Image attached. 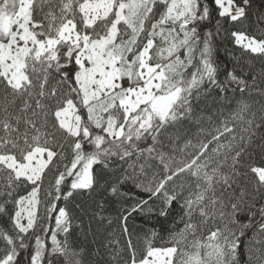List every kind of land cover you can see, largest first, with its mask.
<instances>
[{
  "label": "snow or ice",
  "instance_id": "1",
  "mask_svg": "<svg viewBox=\"0 0 264 264\" xmlns=\"http://www.w3.org/2000/svg\"><path fill=\"white\" fill-rule=\"evenodd\" d=\"M254 4L0 0V264H264Z\"/></svg>",
  "mask_w": 264,
  "mask_h": 264
},
{
  "label": "trees",
  "instance_id": "2",
  "mask_svg": "<svg viewBox=\"0 0 264 264\" xmlns=\"http://www.w3.org/2000/svg\"><path fill=\"white\" fill-rule=\"evenodd\" d=\"M258 4H259V0H256V4H254V8L257 7ZM253 55H255V54H253ZM220 56H221V58H224V54L223 53H220ZM255 64H256L257 70H259L260 63H259L258 59L255 61ZM261 160H262L261 156L255 155L253 157L251 163H252V165L254 167L264 166V165H262ZM20 195H26V193L24 191H21ZM242 222H246V221H242ZM52 226H54V225H52ZM2 227H3V225H2V223H0V228H2ZM113 227H117V226L113 225ZM153 227H154L155 231L158 233V235L160 237V238L155 240V242H154L155 246H157V247L169 246L168 245V241L170 239L169 230L173 229V227H174L172 222H171V220H169L167 222H161V223H156V221L153 220V221H150L148 224H144L142 221H136V232L141 238L137 239V238L134 237L133 238V243L136 245L138 253L140 251H142L144 249V247H145L144 240L142 239V236H143V231L142 230L144 228L152 229ZM181 227H182V225H181ZM207 235H208V230L205 229L204 230V237L206 238ZM252 235H253V229H249L246 232V235H245L244 239L247 240ZM58 238H62V237H58ZM48 244L50 246V244H51L50 239L48 240ZM241 252H243V248H241ZM243 259H246V257H244Z\"/></svg>",
  "mask_w": 264,
  "mask_h": 264
}]
</instances>
